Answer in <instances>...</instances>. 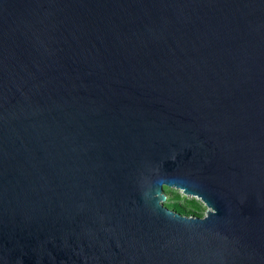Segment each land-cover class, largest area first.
Returning a JSON list of instances; mask_svg holds the SVG:
<instances>
[{"label":"water","instance_id":"obj_1","mask_svg":"<svg viewBox=\"0 0 264 264\" xmlns=\"http://www.w3.org/2000/svg\"><path fill=\"white\" fill-rule=\"evenodd\" d=\"M0 264H264V0H0Z\"/></svg>","mask_w":264,"mask_h":264},{"label":"rangeland","instance_id":"obj_2","mask_svg":"<svg viewBox=\"0 0 264 264\" xmlns=\"http://www.w3.org/2000/svg\"><path fill=\"white\" fill-rule=\"evenodd\" d=\"M162 191L165 199L163 200V205L170 204L173 201H176L185 206V211H181V214L185 215H197L202 216L205 213L206 205L199 199V197L195 195H189L182 193L181 189L170 187V186H162ZM172 194H177L176 198H172ZM193 200V205L189 204V201ZM166 206V205H165ZM167 207V206H166ZM169 208V207H168ZM193 210V212L187 211V209ZM171 209V208H169ZM180 213V212H179Z\"/></svg>","mask_w":264,"mask_h":264},{"label":"trees","instance_id":"obj_3","mask_svg":"<svg viewBox=\"0 0 264 264\" xmlns=\"http://www.w3.org/2000/svg\"><path fill=\"white\" fill-rule=\"evenodd\" d=\"M177 197V194H172V198H176ZM189 204L193 205V200L189 201ZM167 207L171 208L172 210H175L177 212H180L181 211H185V206L176 202V201H173L172 203L170 204H165ZM187 211H190V212H193V210H191L190 208L187 209Z\"/></svg>","mask_w":264,"mask_h":264}]
</instances>
